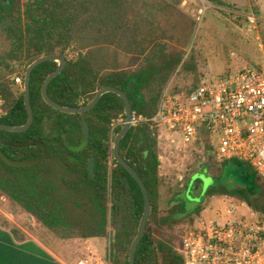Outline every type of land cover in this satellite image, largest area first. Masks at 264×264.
<instances>
[{"label": "trees", "instance_id": "trees-1", "mask_svg": "<svg viewBox=\"0 0 264 264\" xmlns=\"http://www.w3.org/2000/svg\"><path fill=\"white\" fill-rule=\"evenodd\" d=\"M180 1L174 0L173 9ZM168 7L171 4L162 0H0V123L21 125L27 121L23 83L21 89L16 87L15 77L24 82L28 65L42 55L66 59L61 73L47 86L56 103L78 107L110 85L126 92L136 115L152 117L183 55V51L170 50L165 33L158 30ZM254 12L259 14L256 6ZM262 38L264 41V31ZM119 52L140 59L124 67L118 62ZM57 66L56 61H44L31 71L34 119L29 128L0 130V192L58 239L109 236V264H128L144 199L136 181L112 155L111 143L121 127L112 137L109 124L113 118L125 116L124 103L117 94L107 92L83 113L54 109L43 99L41 87ZM183 69L195 73V63L186 62ZM82 121L89 125V140L83 149L74 151L65 144L64 136L71 145H79L84 135ZM200 138L212 150L206 130H201ZM28 142L43 143L46 156L27 166L5 161L2 155L16 161L40 156L39 145L9 144ZM119 152L140 175L151 201L135 264H184L176 248L163 238L162 226L186 211L180 202L167 215H160L156 128L150 122L131 126ZM91 156L94 176L88 170ZM227 161L240 170L244 183L232 188L215 183L206 193L235 197L264 216V178L244 161ZM9 229L17 242L27 239L19 227Z\"/></svg>", "mask_w": 264, "mask_h": 264}, {"label": "rangeland", "instance_id": "rangeland-1", "mask_svg": "<svg viewBox=\"0 0 264 264\" xmlns=\"http://www.w3.org/2000/svg\"><path fill=\"white\" fill-rule=\"evenodd\" d=\"M26 1L21 0V3ZM162 1L171 7L162 13L158 30L165 33L170 50L183 51L181 62L164 88L168 93H186L193 84L234 74L260 61L258 44H264V0H182L177 9L172 7L174 0ZM254 6L259 9V14L254 12ZM117 59L121 66L131 67L140 58L119 52ZM191 61L195 63V73L183 69V65ZM158 147L161 154L160 215H167L170 208L180 202L186 211L185 215L178 214L175 220L162 226L163 238L177 248L184 231L199 218L214 217L228 203L241 202L228 195H208V187L216 183L232 188L242 185L244 180L235 165L227 160L218 161L206 146L185 147L179 137H167L162 133ZM11 203L14 213L20 210L17 203ZM238 210L243 214L250 213L243 207ZM29 230L48 240L56 239L36 220ZM105 238L107 246L102 260L109 264L110 237ZM92 252L102 255L103 250L96 246Z\"/></svg>", "mask_w": 264, "mask_h": 264}, {"label": "built area", "instance_id": "built-area-1", "mask_svg": "<svg viewBox=\"0 0 264 264\" xmlns=\"http://www.w3.org/2000/svg\"><path fill=\"white\" fill-rule=\"evenodd\" d=\"M258 46V64L207 80L186 93L170 94L165 89L156 113L146 117L133 112L131 126L150 122L157 139L162 133L176 136L185 147H204L200 138L204 129L215 159L244 161L264 178V44ZM15 83L22 87L20 76ZM125 122V116L110 121L112 137ZM158 158L161 162V154ZM176 250L184 264H264V216L244 201L230 202L214 217H201L188 227ZM75 264H100V260L91 253Z\"/></svg>", "mask_w": 264, "mask_h": 264}, {"label": "water", "instance_id": "water-1", "mask_svg": "<svg viewBox=\"0 0 264 264\" xmlns=\"http://www.w3.org/2000/svg\"><path fill=\"white\" fill-rule=\"evenodd\" d=\"M44 61H56L58 63L56 70L51 72L50 74H48L46 76V78L43 81L42 87H41V93H42L43 99L50 106H52L54 109L65 112V113H83L85 111L92 109L96 105V103L99 101L101 96L107 92H113V93L117 94L122 99V101L124 103L126 122L120 128L118 133H116V135L113 138L112 155H113V158L115 159V161L119 165H121L131 175V177L136 181V183L138 184V186L141 190V193H142L143 199H144L143 213H142V216L140 218L139 225H138V232L135 235V237H134V239L130 245L129 253H128V264H135L136 247H137V244L139 243L142 235L145 232L146 224H147L150 212H151V201L149 198L148 191H147L145 184H144L143 180L141 179L140 175L120 155V152H119L120 142H121L122 138L125 136V134L128 132V130L131 128V119H132V113H133L131 102H130L129 97L125 91H123L117 87H113V86L108 85V86H104V87L100 88L95 93L94 97L84 105H81L78 107H70V106L60 105V104L56 103L55 101H53L49 97V95L47 93V86H48V83L53 78H55L58 74L61 73V71L63 70V68L66 65V59L62 56H59V55H42V56L38 57L37 59H35L34 61H32L28 65L26 72H25V75H24V82H23L24 104H25V108H26V111L28 114L27 121L21 125H9V124H5V123H0V130L21 132V131L28 129L29 126L31 125V123L33 122L34 114H33L32 108H31V104H30V75H31V71L38 64H40ZM130 88H133L132 82L130 83ZM82 126H83L84 135H83V139L79 145H77V146L71 145L69 143V141L67 140V137L64 136L65 144L68 145V147L74 151H79V150L83 149L89 140V136H90L89 125L86 121H82ZM9 144H12V145H14V144L15 145L34 144V145H39L42 147V153L40 154V156H38L37 158H34V159H30V160L16 161V160L9 159V158L5 157L4 155H2L7 163H9L11 165H15V166H27V165H30L34 162L40 161L46 156V153H47L46 146L40 142H28V143H18V144L17 143H9ZM88 170H89L90 174L92 176H94V159H93V156H91L89 159ZM113 239H114V234H113Z\"/></svg>", "mask_w": 264, "mask_h": 264}, {"label": "crops", "instance_id": "crops-1", "mask_svg": "<svg viewBox=\"0 0 264 264\" xmlns=\"http://www.w3.org/2000/svg\"><path fill=\"white\" fill-rule=\"evenodd\" d=\"M7 196L0 192V264H75L79 259L96 253L100 264L103 263L105 237L74 238L70 241L47 238L35 235L29 228L35 222L21 207L16 213ZM26 219V222L25 220ZM11 226L19 227L27 239L17 242L11 231ZM103 250L102 255L92 252L95 247Z\"/></svg>", "mask_w": 264, "mask_h": 264}, {"label": "flooded vegetation", "instance_id": "flooded-vegetation-1", "mask_svg": "<svg viewBox=\"0 0 264 264\" xmlns=\"http://www.w3.org/2000/svg\"><path fill=\"white\" fill-rule=\"evenodd\" d=\"M113 141V140H112ZM111 145H112V143H111ZM186 190H187V188H186Z\"/></svg>", "mask_w": 264, "mask_h": 264}]
</instances>
